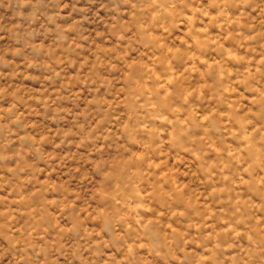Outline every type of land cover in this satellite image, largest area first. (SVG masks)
Instances as JSON below:
<instances>
[{"label": "clouds", "instance_id": "9594fccd", "mask_svg": "<svg viewBox=\"0 0 264 264\" xmlns=\"http://www.w3.org/2000/svg\"><path fill=\"white\" fill-rule=\"evenodd\" d=\"M0 264H264V0H0Z\"/></svg>", "mask_w": 264, "mask_h": 264}]
</instances>
